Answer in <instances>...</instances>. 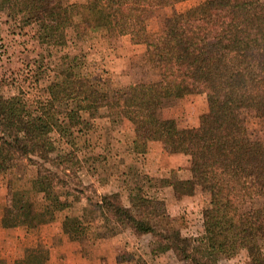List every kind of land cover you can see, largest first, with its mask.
I'll return each instance as SVG.
<instances>
[{"label":"trees","instance_id":"1","mask_svg":"<svg viewBox=\"0 0 264 264\" xmlns=\"http://www.w3.org/2000/svg\"><path fill=\"white\" fill-rule=\"evenodd\" d=\"M157 0H84L63 6L61 0H0L8 18L26 25H43L63 11L79 23L82 36H129L146 46L148 65L169 70L174 78L130 84L114 91L99 89L77 67L62 73L57 98L29 100L21 93L0 94V173L21 162L35 168L36 179L48 181L40 191L48 204L25 199L8 181L1 216L3 228H40L57 211L70 206L58 188L75 195L82 169L75 146L81 131V112L107 109L133 126V151L143 153L150 141L168 152L188 156V179L161 178L175 195L192 196L196 187L208 194L202 211L203 234L196 242L178 229H161L155 220L167 213L163 198L155 194L156 178L142 175L128 187L127 204L119 191L86 198L90 214L70 220V240L111 237L125 229L134 235L150 234L162 251L191 264H218L217 257L246 250L247 264H264V140L240 138L242 111L251 109L264 119V0H202L184 10H173L156 31L136 29ZM168 4L188 0H167ZM172 78V77H171ZM184 93L206 95L207 110L195 127H180L162 115L166 104ZM57 132L69 147L56 146ZM102 231L90 232L93 222ZM71 223L73 225L71 226ZM69 226V225H68ZM49 250L39 247L32 256H0V264H48Z\"/></svg>","mask_w":264,"mask_h":264},{"label":"rangeland","instance_id":"2","mask_svg":"<svg viewBox=\"0 0 264 264\" xmlns=\"http://www.w3.org/2000/svg\"><path fill=\"white\" fill-rule=\"evenodd\" d=\"M61 1L65 7L84 0ZM200 1L202 0H188L169 5L167 0H157L144 18L135 23V28L156 31L163 26L165 17L173 10L181 11ZM123 38L125 40L121 41L103 33L82 36L79 23L66 17L63 11L48 17L40 26L26 25L20 17L8 18L4 9L0 8V94L10 96L21 93L23 97L34 101L56 99L60 88L68 83L62 81L64 78L60 73L74 66L104 91H114L130 84L137 85L161 78L166 81H181L174 78L169 70L152 69L148 65L146 46L145 52L140 49H125L124 45L130 40L129 36ZM163 109H174V119L180 127H195L191 126L192 119L197 118L199 123V116L207 110L206 95L184 93ZM162 115L164 116V112ZM81 117L84 122L80 126L81 131L75 132L74 139V148L76 147L83 166L77 173L80 183L76 185L79 193L75 195L78 200H73L74 193L70 189L58 188L56 192L61 200L70 201V206L57 211L53 221L38 229L14 227L13 236L26 238L23 243L14 241L9 244L4 240L0 244V256H32V251L45 245L49 250L48 264L50 253L54 254L56 261H63L66 252L59 254L58 248L65 237L66 228L70 227L64 216L74 220L81 214H90L86 198L95 200L99 194L114 192L113 188L118 189L115 191L121 193L122 201L127 204L128 187L135 185L142 175H149L144 156L146 151H133L134 145L130 142L133 126L129 121L103 108L81 112ZM238 135L240 138L264 140V119L257 117L251 109L243 110ZM51 138L59 148H69L58 137L57 132H52ZM188 164L186 165L189 166ZM179 172L172 169L167 177L151 176L157 180L155 183L158 189L155 194L164 199L167 209L166 215L156 219L154 223L161 229H178L182 236L197 242L204 232L202 211L208 206L209 196L201 191L200 186L196 187L192 196L175 195L171 187L161 186L159 179H180L179 175L182 174ZM10 180L13 181L14 188L23 191L25 199L38 205L48 204L40 191L48 186V181L37 180L33 166L21 162L14 169L0 173V183L5 190V196L2 197L1 194L4 202ZM103 185L106 187H102ZM101 187L105 190L101 191ZM100 231L99 222L94 221L90 232ZM3 236L0 234V239ZM82 240L88 242L73 244L78 245L76 249H79L80 255L70 257L68 264H191L188 260L177 259L171 250L162 251L150 234L136 236L129 229L111 237ZM261 244L264 251V240ZM1 245H6L4 250ZM70 249L72 247L66 248V251L70 252ZM216 261L218 264H247V252L242 249L231 257L220 255Z\"/></svg>","mask_w":264,"mask_h":264},{"label":"crops","instance_id":"3","mask_svg":"<svg viewBox=\"0 0 264 264\" xmlns=\"http://www.w3.org/2000/svg\"><path fill=\"white\" fill-rule=\"evenodd\" d=\"M123 37H117V40H125ZM130 40V37H129ZM125 49L129 50H134L136 51L137 49H140L142 52H145V45L143 44H133L129 41L127 45H124ZM173 110H162V113L164 112V117L167 118H176V115L173 114ZM198 125V119L194 118L191 121V126H197ZM134 134L131 135V141L133 140ZM144 156H146V162L148 163V174L150 176H162V177H167L168 172L172 169L179 170V174L181 173L182 175H179L180 179H188L190 177V170L188 164V156L180 154V153H170L166 149L163 143L159 141H150L147 144V150L146 153H144ZM189 165V164H188ZM181 168V169H180ZM106 187V185H103L102 187ZM101 187V191L105 190L104 188ZM112 190H118L116 188H113ZM5 196V190L3 189V185L0 183V221H1V216H2V211L5 205L4 198H1ZM18 228V227H17ZM11 228H3L0 223V234L4 235L3 238L0 239V244L4 243V240L8 242L9 244H12L14 241L16 242H21L23 243L26 237L20 236L18 237L13 236L15 231H13ZM18 234V233H17ZM64 238H62V243L60 247L58 248L59 254H64L65 258L63 261L59 260L56 261L55 257L53 256V253H50V264H68L70 257H76L79 254V249L78 245H73V244H83L85 241L88 242L87 240H70L66 234L64 233ZM93 242H90V245H92ZM3 247V250L5 249L6 245H1ZM95 246V245H93ZM72 247V249L68 250L70 252L66 251V248ZM36 253V250L32 251V254L34 255ZM79 257V256H78ZM63 262V263H62Z\"/></svg>","mask_w":264,"mask_h":264}]
</instances>
